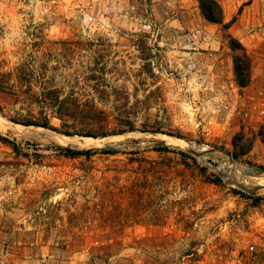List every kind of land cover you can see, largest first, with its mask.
<instances>
[{
	"label": "rangeland",
	"instance_id": "rangeland-1",
	"mask_svg": "<svg viewBox=\"0 0 264 264\" xmlns=\"http://www.w3.org/2000/svg\"><path fill=\"white\" fill-rule=\"evenodd\" d=\"M217 1L0 0V264H264V0Z\"/></svg>",
	"mask_w": 264,
	"mask_h": 264
},
{
	"label": "trees",
	"instance_id": "trees-1",
	"mask_svg": "<svg viewBox=\"0 0 264 264\" xmlns=\"http://www.w3.org/2000/svg\"><path fill=\"white\" fill-rule=\"evenodd\" d=\"M198 5H199V9L203 15V17L212 24H221L223 22V11L222 8L220 6V4L218 3L217 0H197ZM247 60L246 55L244 56ZM244 60L242 59H235L234 61V69H235V75H236V81L238 83L239 86L244 87L249 83V64H245V62H243ZM53 94L54 96V100L56 102H60V105H58V107L56 108V110L54 111V113L57 115L58 119L61 121L64 120H71V121H77L80 120L81 118H86V119H96L97 117L100 116V118L102 117L101 114H103L102 112H98L97 110L94 109H86V108H80L78 106L75 107H70L68 105H66V101L62 100L60 101L59 98L57 97L58 93L56 91H51L48 92L47 94ZM100 113V115H99ZM98 114V115H97ZM99 118V119H100ZM25 122H35V121H25ZM43 122H48L47 119L44 120ZM43 127H48L47 123L42 124ZM95 129V128H92ZM96 130H91L90 132H86L85 135L87 137H93L96 138L97 136H102L105 135L103 134V132L98 133ZM0 140L4 141L5 138L0 136ZM66 155L68 157H77L80 155H88L90 153H92L94 150H73L70 148H65L64 149ZM96 151V150H95ZM102 153L105 154H111L113 153V151L111 149L108 150H101Z\"/></svg>",
	"mask_w": 264,
	"mask_h": 264
},
{
	"label": "bare ground",
	"instance_id": "bare-ground-1",
	"mask_svg": "<svg viewBox=\"0 0 264 264\" xmlns=\"http://www.w3.org/2000/svg\"><path fill=\"white\" fill-rule=\"evenodd\" d=\"M65 141L73 143V144H79L80 143V144H86V145H89V144H95L96 145V144L102 143L101 140H95V139L88 138V137H83V138L82 137H73L70 139L66 138Z\"/></svg>",
	"mask_w": 264,
	"mask_h": 264
}]
</instances>
